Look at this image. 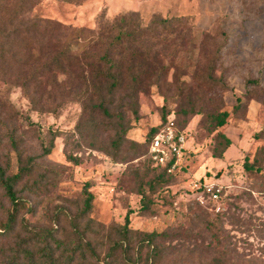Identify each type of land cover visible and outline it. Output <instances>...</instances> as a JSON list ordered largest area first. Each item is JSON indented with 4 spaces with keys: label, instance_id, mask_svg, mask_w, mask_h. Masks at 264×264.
I'll return each instance as SVG.
<instances>
[{
    "label": "rangeland",
    "instance_id": "obj_1",
    "mask_svg": "<svg viewBox=\"0 0 264 264\" xmlns=\"http://www.w3.org/2000/svg\"><path fill=\"white\" fill-rule=\"evenodd\" d=\"M122 15L182 24L111 50L123 74L134 62L138 83L108 96L95 59ZM217 109L230 113L222 157L206 118ZM168 116L186 129V151L151 189L144 142ZM21 165L30 171L14 187L21 207L0 235V264H47L49 251L59 264H103L128 211L133 230L163 233L159 257L134 235L115 264H264V0H0V167ZM85 182L92 207L78 217ZM10 208L0 184V225ZM75 225L98 260L74 252Z\"/></svg>",
    "mask_w": 264,
    "mask_h": 264
},
{
    "label": "trees",
    "instance_id": "obj_2",
    "mask_svg": "<svg viewBox=\"0 0 264 264\" xmlns=\"http://www.w3.org/2000/svg\"><path fill=\"white\" fill-rule=\"evenodd\" d=\"M176 21V23H175ZM182 24L181 18L175 17V18H161V17H155L153 18L149 24L147 25H140L137 22V19L133 16H120L113 20L110 25L105 26L102 29V32L108 34V41L105 42L106 49L105 52L101 56H97L95 61L99 63L105 64L102 69H100L97 65V67L94 69V78L96 80H103L105 82V88L104 90L107 92L108 96H113L114 92L121 88L122 84L125 81H128L127 86L129 87L130 83L134 87L135 84L138 83L137 76L132 72L133 69V63L131 62L127 67H125L126 74H123L121 72L123 65L120 60V57L118 56L120 52L116 53V58H112L110 55L111 50H115L117 48H121L123 46V42H129V43H139V38L146 34V32L153 33L158 31L163 32H174L178 30L179 26ZM62 56H65L64 53ZM58 61V58H57ZM59 63V61H58ZM124 75V76H123ZM207 77L210 80H215L212 78V75L209 73ZM94 91L97 94L99 98V102L95 105V107H98L103 113H108L106 101L101 96L102 94V88L101 84L94 86ZM242 101L241 99L237 98L236 105L233 107L234 112H237V110L241 107ZM169 117V116H168ZM167 117V118H168ZM230 117V113L223 109H217L213 112H209L206 114V118L208 120V123L210 124V129L212 131H215V138H216V146H214L213 149V156L214 157H222L223 152L230 146L231 141L230 139L225 135L223 132V127L228 123V119ZM175 120V116H174ZM166 120H162L158 126H155L152 128V134L150 138H148L144 143L146 146V154L147 159L151 165V167L158 170V173L148 181V185L151 189H154L155 186H164L167 185L169 180V176H172V173L167 172L166 167L161 166H153L152 161L150 160V157L148 155V145L153 137V135L158 131V129L163 126L166 123ZM176 122V120H175ZM177 124V123H176ZM179 127V126H178ZM181 128V127H179ZM183 129V128H181ZM30 168L27 165H21L19 168V171L14 172L11 175L6 176L5 171L0 167V184L4 189L5 195L9 198L11 201V208L8 213V217L6 222L3 225H0V235L2 233H8L10 232V229L12 227V224L15 221V214L17 213L18 209L21 207L20 200L16 197L15 193V184L17 180L26 173H29ZM90 185L89 182L84 183L83 187V206L78 214V217H83L87 213L90 212L92 207V200H93V194L88 190V186ZM141 199H140V209L145 210L148 207L147 204V198L145 197V194L143 192L140 193ZM130 219H129V211L126 213L124 217V223L119 225L116 228H114L116 235L113 236L110 240V246L104 255L103 259L101 260V263L103 264H115V256L117 255V252L123 253L127 256L128 250L130 247V241L131 238L134 237V235H138L139 238V244L140 245H146L148 247V258L152 261H155L157 257H159V252L157 250V247L155 245L156 240L163 235V233L160 232H141L137 230H133L130 226ZM89 225V223H88ZM76 226V225H75ZM74 226V235H75V248L74 252L81 251V254H83L84 250H87V252L95 259L98 260L97 254L95 252V249L91 246L89 242L84 241V234L82 231H80L79 227ZM46 234L50 235L48 231H46ZM56 244L60 245V240H54ZM53 253L48 252L47 253V264H59L56 262V259L53 258ZM125 256V257H126ZM14 262V261H12ZM99 264V261H98Z\"/></svg>",
    "mask_w": 264,
    "mask_h": 264
},
{
    "label": "built area",
    "instance_id": "obj_3",
    "mask_svg": "<svg viewBox=\"0 0 264 264\" xmlns=\"http://www.w3.org/2000/svg\"><path fill=\"white\" fill-rule=\"evenodd\" d=\"M187 133L176 124L173 117H168L151 138L148 145V155L153 166L166 167L167 172L173 173L180 165L186 151ZM219 190L212 196L217 198Z\"/></svg>",
    "mask_w": 264,
    "mask_h": 264
}]
</instances>
